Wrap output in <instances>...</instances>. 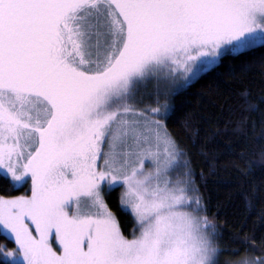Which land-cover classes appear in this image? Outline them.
<instances>
[{
	"label": "snow or ice",
	"instance_id": "1",
	"mask_svg": "<svg viewBox=\"0 0 264 264\" xmlns=\"http://www.w3.org/2000/svg\"><path fill=\"white\" fill-rule=\"evenodd\" d=\"M257 46L264 0H0V264H219L167 97Z\"/></svg>",
	"mask_w": 264,
	"mask_h": 264
},
{
	"label": "trees",
	"instance_id": "2",
	"mask_svg": "<svg viewBox=\"0 0 264 264\" xmlns=\"http://www.w3.org/2000/svg\"><path fill=\"white\" fill-rule=\"evenodd\" d=\"M244 90L257 103L264 97V48L225 58L175 93L165 122L187 153L219 248L258 257L264 255V103L260 111H243ZM29 186L12 190L0 177V194H24ZM119 196L114 189L108 203L127 234L133 217ZM0 245L15 247L3 234Z\"/></svg>",
	"mask_w": 264,
	"mask_h": 264
},
{
	"label": "rangeland",
	"instance_id": "3",
	"mask_svg": "<svg viewBox=\"0 0 264 264\" xmlns=\"http://www.w3.org/2000/svg\"><path fill=\"white\" fill-rule=\"evenodd\" d=\"M201 76V75H200ZM200 76H199V78H200ZM198 79V78H197ZM197 79H195V80H197ZM194 80V81H195ZM193 82V81H192ZM189 85V84H188ZM188 85H186V86H188ZM185 86V87H186ZM184 88V87H183ZM181 89H179V90H177L175 93H177V92H179ZM152 92H154V89L152 88V86L151 85H149L148 86V90H147V92H144L143 90H142V99H143V103H144V105H153L154 106V103H155V95H153V94H149V93H152ZM174 93V94H175ZM174 94H171V95H169L168 97H167V100H168V103H169V105L171 106V104H172V96L174 95ZM163 99H165L164 97H161V100H163ZM166 123V122H165ZM145 167L147 168V167H152V165L148 162V161H146L145 162ZM173 175V178L175 179V173H173L172 174ZM28 183H30V181L28 182ZM24 185V184H23ZM115 189H117V190H119V192H120V194L124 191V189L122 188V187H117V188H115ZM125 210H126V212H128L129 214L131 213V210H130V208H124ZM131 215H132V217H133V223H132V225H131V228H130V232L132 231V229L134 228V227H136V224H135V222H134V220H135V218H134V215L131 213ZM254 257V256H253ZM246 258H251V257H246V256H242V257H236V256H233V255H228V254H226V253H224L222 250L219 252V254H218V259H219V264H237V262L238 261H241V260H243V259H246Z\"/></svg>",
	"mask_w": 264,
	"mask_h": 264
}]
</instances>
